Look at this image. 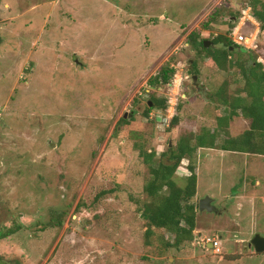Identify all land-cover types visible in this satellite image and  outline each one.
Listing matches in <instances>:
<instances>
[{"label": "rangeland", "instance_id": "obj_1", "mask_svg": "<svg viewBox=\"0 0 264 264\" xmlns=\"http://www.w3.org/2000/svg\"><path fill=\"white\" fill-rule=\"evenodd\" d=\"M253 2L0 0V230L21 226L0 239V264H264V252L249 248L264 238V156L196 152L192 203L209 198L217 210L197 213L193 240L180 248L166 250L173 236L162 231L147 240L139 212L150 178L140 150L157 160L185 132L215 131L209 94L226 81L231 92L242 86L236 69L210 67L190 34L208 48L236 27L254 39L241 56L264 64ZM166 65L169 84L150 85ZM152 99L166 111L145 116ZM248 125L236 117L229 133ZM187 166L177 170L181 186Z\"/></svg>", "mask_w": 264, "mask_h": 264}, {"label": "trees", "instance_id": "obj_2", "mask_svg": "<svg viewBox=\"0 0 264 264\" xmlns=\"http://www.w3.org/2000/svg\"><path fill=\"white\" fill-rule=\"evenodd\" d=\"M258 5L260 10H256ZM251 8L254 18L264 31V3L254 0ZM214 14L216 15V12L212 15ZM237 19L238 16H232L230 23H234ZM213 20L212 18L211 21ZM235 28L231 29V34ZM205 42L203 39L198 40L197 33L190 34L188 40L194 48L205 53L211 62L210 67L213 66L215 70L221 72L236 69L242 86L231 92L230 85L226 81L217 91L209 94V100L215 104L217 116L215 131L203 129L196 134L191 131L185 132L175 146H168L157 160L155 151L140 150V156L150 170V178L143 187L149 200L142 203L139 211L147 228L145 237L149 240L155 231L171 234L173 242L164 243L166 250L180 248L193 240L198 213V205L192 203L197 191V173L193 163L199 149L264 156V64L257 63L251 57L241 56L244 51L249 50L234 44L231 37L218 35L210 42L211 47L208 48L205 47ZM231 56H233L232 59ZM192 69H196L195 63L192 64ZM174 74V69L166 65L160 68L149 83L152 86L167 85ZM150 102L153 103L151 108ZM150 102L147 103L145 116L154 109L166 111V101L152 99ZM239 116L248 120L249 125L243 133L233 136L229 133V127L234 118ZM178 121V115L175 114L169 129L176 128ZM121 122L125 123L126 120L122 118ZM217 132L225 134V139L219 146L216 143ZM183 161L188 162L189 175L181 186L176 180V175ZM20 230V225L11 226L5 232L0 230V239L13 236Z\"/></svg>", "mask_w": 264, "mask_h": 264}, {"label": "water", "instance_id": "obj_3", "mask_svg": "<svg viewBox=\"0 0 264 264\" xmlns=\"http://www.w3.org/2000/svg\"><path fill=\"white\" fill-rule=\"evenodd\" d=\"M209 42H205V47ZM196 77H193V80L196 81ZM126 116H124L125 118ZM212 200L209 198L203 199L199 202L198 204V211L199 212H207V213H214L215 208L212 206ZM249 248H253L256 254H262L264 252V238L261 237L260 235H255L250 243H249Z\"/></svg>", "mask_w": 264, "mask_h": 264}, {"label": "built area", "instance_id": "obj_4", "mask_svg": "<svg viewBox=\"0 0 264 264\" xmlns=\"http://www.w3.org/2000/svg\"><path fill=\"white\" fill-rule=\"evenodd\" d=\"M236 29V28H235ZM234 29V33L232 34V41L234 42V44L238 45V46H242L244 47L246 50L250 49V47H246L249 43L251 44L254 39H249L248 37L239 34L237 32V30ZM254 48H256V46H254ZM171 117V116H170ZM205 245H210L213 252L214 253H220V247H219V243L216 241H211V240H207V242H204Z\"/></svg>", "mask_w": 264, "mask_h": 264}, {"label": "crops", "instance_id": "obj_5", "mask_svg": "<svg viewBox=\"0 0 264 264\" xmlns=\"http://www.w3.org/2000/svg\"><path fill=\"white\" fill-rule=\"evenodd\" d=\"M213 203V202H212ZM217 209H215V211H216ZM215 211H214V213H215ZM207 248H211V246L210 245H207Z\"/></svg>", "mask_w": 264, "mask_h": 264}, {"label": "clouds", "instance_id": "obj_6", "mask_svg": "<svg viewBox=\"0 0 264 264\" xmlns=\"http://www.w3.org/2000/svg\"><path fill=\"white\" fill-rule=\"evenodd\" d=\"M232 35V34H231ZM232 37V36H231ZM199 212V211H198Z\"/></svg>", "mask_w": 264, "mask_h": 264}]
</instances>
